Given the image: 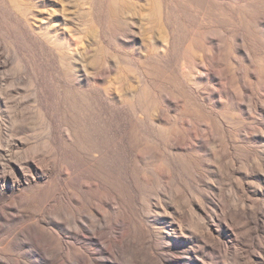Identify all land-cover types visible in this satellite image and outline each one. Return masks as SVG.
<instances>
[{
  "label": "rangeland",
  "instance_id": "1",
  "mask_svg": "<svg viewBox=\"0 0 264 264\" xmlns=\"http://www.w3.org/2000/svg\"><path fill=\"white\" fill-rule=\"evenodd\" d=\"M0 264H264V0H0Z\"/></svg>",
  "mask_w": 264,
  "mask_h": 264
}]
</instances>
